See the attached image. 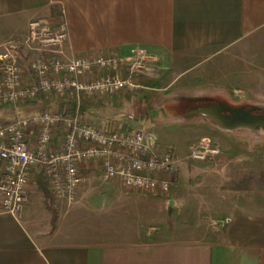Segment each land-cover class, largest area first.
<instances>
[{"label":"crops","instance_id":"obj_1","mask_svg":"<svg viewBox=\"0 0 264 264\" xmlns=\"http://www.w3.org/2000/svg\"><path fill=\"white\" fill-rule=\"evenodd\" d=\"M32 19L52 26L65 22L70 56H129L143 46L157 55L156 68L142 76L143 88L136 94L84 95L79 104L75 98L40 95L16 109L0 108V125L45 109L70 111L76 106L84 120L98 126L99 117H123L126 122L114 123L117 130L139 129L152 133L159 145L174 147L179 175L168 194L169 212L181 209V163L193 160L180 157L183 146L176 140L164 139L163 124L180 121L174 112L165 116V110L190 103L182 115L188 121L205 116L203 104H230L229 95L236 97V90L247 101L264 103V0H0V52L13 45L25 51L22 45ZM262 136L251 138L259 144L251 160L242 158L248 150L235 151L219 164L222 179L229 182L219 187L218 205L207 207L211 219L219 217L225 224L216 228L209 220L202 229L175 237L155 226L151 232L136 227L159 224V196L127 191L119 179L103 181L89 168L75 202L91 201L94 218L77 206L88 221L67 228L61 205L71 204L51 194L57 213L53 220L37 172L23 218L0 213V264H264V184L230 187V181L245 172L264 171ZM233 144L237 150L240 142L225 143L230 148ZM126 223L136 226L121 225Z\"/></svg>","mask_w":264,"mask_h":264},{"label":"built area","instance_id":"obj_2","mask_svg":"<svg viewBox=\"0 0 264 264\" xmlns=\"http://www.w3.org/2000/svg\"><path fill=\"white\" fill-rule=\"evenodd\" d=\"M68 33L65 22L52 26L32 19L22 45L29 54L27 63L18 60L17 46L0 52V106L16 109L51 93L75 98L78 104L84 95L136 94L143 88L142 76L155 71L158 57L143 46L129 56H70ZM222 154L204 137L191 146L188 157L212 163ZM88 168L103 181L119 179L127 191L150 195H167L179 175L174 147L159 145L152 133L102 128L84 120L78 106L70 111L45 109L0 125V213L23 218L37 172L55 198L74 203Z\"/></svg>","mask_w":264,"mask_h":264},{"label":"rangeland","instance_id":"obj_3","mask_svg":"<svg viewBox=\"0 0 264 264\" xmlns=\"http://www.w3.org/2000/svg\"><path fill=\"white\" fill-rule=\"evenodd\" d=\"M4 49L1 50V52ZM19 52L22 54V58L18 59L21 60V64H26L28 61L29 54L25 50H19ZM27 53V54H26ZM237 94L236 97L232 96L231 94L229 95L232 101H230V104L233 105H264L262 102H257V101H247L244 98H241L239 96H243V94L238 93L240 90L235 91ZM7 105H2L0 108H7ZM191 107V104L185 103V104H180L177 105L174 108H167L165 110V116L169 114H174L177 117L176 119H180V123L174 124L171 121H167L163 124L162 130L165 131L164 139L165 140H171L174 141L176 140L177 143L179 144L178 146L181 145V151H180V157L183 158L184 160H189L188 155L190 153L191 146L193 147L195 144H197L202 138L208 137L212 139V141L215 142L217 146H219L222 151H224V154L220 155L219 157L216 158V160L212 163L208 162H199V161H185L181 163L182 170L181 174L179 176V181L181 182V202L182 206L181 209H174L172 212L168 211V204H167V199H168V194L167 195H155L159 196L160 199H162V202L160 204H157V207L162 209V219L159 220V224L150 225L145 224V223H138L136 225H131L129 223L126 224H121L122 226H125L126 228L133 227H139V228H146L148 232L154 231L153 227H157V230H162L164 232V235H172V234H186L192 232L194 229H202L204 223L208 222L211 220L210 225L218 228L219 227V217L213 219L210 218V210L207 206L209 205H218L219 199L217 197V193L219 191V187L221 184L228 183L229 181H224L222 179V170L219 169V164L220 162L227 161L226 159H231V154L234 153L235 151L238 152H244L248 150L242 158L245 159H252L253 152L256 150L257 147H259V144H255L256 139H251L253 136L256 135H264V130L263 129H251V128H233V129H228L226 127H223V125L217 121L215 118L210 117L209 115L205 114V116H198L193 119H190L192 117H189L185 121L182 119V115L184 113V110L186 108ZM177 109V110H176ZM176 110V111H174ZM174 112V113H173ZM113 115L118 114V111H113ZM14 114V112H13ZM171 114V115H172ZM174 116V117H176ZM185 117V116H184ZM97 119L96 122H99V126L102 128H106L109 130H117L115 128V124L118 126L122 122H126V120L121 117L120 119H117V117L111 119L110 121L105 118ZM166 119H171V117H166ZM210 120V123L208 120ZM184 120V121H182ZM110 122H112L110 124ZM115 123V124H114ZM110 124V125H109ZM177 125V126H176ZM191 125H193V128H190ZM176 126V127H175ZM175 127V128H172ZM145 129L149 130V127L146 126ZM238 129V130H236ZM247 138V139H236V138ZM264 137V136H262ZM188 140L190 141L188 145H185L188 143ZM238 141L240 144L238 145V149L236 150L234 144L232 148L226 147L225 143L228 141V144L231 145L233 141ZM229 145V146H230ZM261 145H264V142H261ZM241 158V159H242ZM230 161V160H229ZM199 162V163H198ZM238 164V163H236ZM203 166V167H202ZM198 169V171H197ZM47 183V182H46ZM75 203V204H74ZM71 205L63 206L65 207V212L61 213V219L64 220L63 216L67 219L68 222H66L64 225L67 228L74 229L78 228L80 226H85L84 224L88 219L83 216L85 213L78 212V210L75 209L77 206H81V208L86 209V216H90L91 218L93 216V211L95 212L94 209H89L90 206L93 204L91 201L86 202L85 204H81L83 202H74ZM58 206H60V203H55ZM103 206H105V202L103 203ZM210 207V206H209ZM212 207V206H211ZM210 207V208H211ZM158 211V208H157ZM77 212V213H76ZM212 212V210H211ZM84 213V214H83ZM207 224V223H206ZM121 226V227H122ZM151 226V227H150ZM153 233V232H152ZM174 235L175 236H177ZM149 235H154L149 234Z\"/></svg>","mask_w":264,"mask_h":264},{"label":"water","instance_id":"obj_4","mask_svg":"<svg viewBox=\"0 0 264 264\" xmlns=\"http://www.w3.org/2000/svg\"><path fill=\"white\" fill-rule=\"evenodd\" d=\"M221 106L222 109L218 108L220 106H217V107H204L201 110L203 111V113L209 115L212 118H216L215 115H217L216 112H218V110L235 112L236 114L234 118H232L231 121L227 123H224L220 119H216L223 125V127H226L228 129H233L236 127H247L254 130L257 129L264 130V105H254L252 107L255 111H259L258 114L252 113L251 111L244 110L241 108L228 107L224 104Z\"/></svg>","mask_w":264,"mask_h":264},{"label":"trees","instance_id":"obj_5","mask_svg":"<svg viewBox=\"0 0 264 264\" xmlns=\"http://www.w3.org/2000/svg\"><path fill=\"white\" fill-rule=\"evenodd\" d=\"M37 181L41 191L45 196L46 207L52 211L53 220H55L57 213L55 208L53 207V196L48 190L47 183L45 179L42 178V176H39ZM253 184H264V171L245 172L240 177L230 181V187L234 189H248Z\"/></svg>","mask_w":264,"mask_h":264},{"label":"flooded vegetation","instance_id":"obj_6","mask_svg":"<svg viewBox=\"0 0 264 264\" xmlns=\"http://www.w3.org/2000/svg\"><path fill=\"white\" fill-rule=\"evenodd\" d=\"M204 107H217V106H220L218 108H221L222 109V106L223 103H211V104H203ZM224 105L228 106V107H236V108H241V109H244V110H248V111H251L252 113H255V114H258L259 111H255L252 107L253 105H233V104H226L224 103ZM217 115H215V119H220L221 121H223L224 123H227L229 121H231L232 118H234L235 116V112H231V111H226V110H218V112H216Z\"/></svg>","mask_w":264,"mask_h":264}]
</instances>
